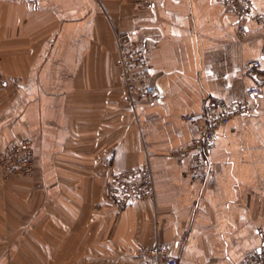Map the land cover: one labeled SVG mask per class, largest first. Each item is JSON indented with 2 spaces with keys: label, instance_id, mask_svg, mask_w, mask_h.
I'll list each match as a JSON object with an SVG mask.
<instances>
[{
  "label": "crops",
  "instance_id": "1",
  "mask_svg": "<svg viewBox=\"0 0 264 264\" xmlns=\"http://www.w3.org/2000/svg\"><path fill=\"white\" fill-rule=\"evenodd\" d=\"M149 1L0 0V155L24 138L36 154L32 177L0 171V264H140L154 245L178 264H242L264 247V20L219 0ZM114 28L152 47L158 102L127 100ZM254 87L197 177L175 155L200 135L183 116ZM147 165L155 199L118 209L110 175Z\"/></svg>",
  "mask_w": 264,
  "mask_h": 264
},
{
  "label": "built area",
  "instance_id": "2",
  "mask_svg": "<svg viewBox=\"0 0 264 264\" xmlns=\"http://www.w3.org/2000/svg\"><path fill=\"white\" fill-rule=\"evenodd\" d=\"M123 3H134L139 7H149V0H121ZM228 11L240 19L246 18L254 22L264 20L254 9L250 0H219ZM118 48L119 82L125 91L126 98L132 107L137 101L155 103L161 99L159 91L150 84L151 68L150 53L152 47L136 35L114 28ZM239 36L246 37L245 28H239ZM261 67L260 61L250 62L248 71ZM7 82L0 72V88ZM262 89L250 88L245 92L246 100L241 103L226 104L215 102L206 105L198 115H185L182 120L197 124L199 137L189 146L176 151L178 158L190 155V169L197 177L208 176L210 172L209 154L213 149L218 130L227 125L231 119L250 113L249 99L262 96ZM32 141L24 138L8 148L0 155V171L5 179L12 177H31L34 174L36 154ZM109 196L118 209H124L131 204L156 197L154 177L147 165L140 168L117 171L110 175L108 181ZM140 264H178L170 249L154 245L143 247L136 253ZM242 264H264V247L245 259Z\"/></svg>",
  "mask_w": 264,
  "mask_h": 264
},
{
  "label": "rangeland",
  "instance_id": "3",
  "mask_svg": "<svg viewBox=\"0 0 264 264\" xmlns=\"http://www.w3.org/2000/svg\"><path fill=\"white\" fill-rule=\"evenodd\" d=\"M1 175H2V180H3V182H4V184H8V182H10L11 180H13V179H15V178H28V177H19V176H17V177H12V178H10V179H5L4 177H3V174H2V172H1ZM32 177V176H31Z\"/></svg>",
  "mask_w": 264,
  "mask_h": 264
}]
</instances>
